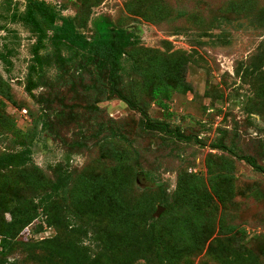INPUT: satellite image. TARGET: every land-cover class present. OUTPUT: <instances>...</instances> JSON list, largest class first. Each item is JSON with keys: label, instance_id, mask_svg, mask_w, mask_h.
I'll list each match as a JSON object with an SVG mask.
<instances>
[{"label": "rangeland", "instance_id": "374dc122", "mask_svg": "<svg viewBox=\"0 0 264 264\" xmlns=\"http://www.w3.org/2000/svg\"><path fill=\"white\" fill-rule=\"evenodd\" d=\"M45 1L88 40L101 24L113 38L116 29L131 35L121 89L147 115L110 91L109 61L66 46L65 71L45 66L29 92V72L40 74L31 67L36 34L13 17L26 0H0V53L9 61L0 59L9 86L0 93V155L28 147L31 157L0 168V217L2 202L10 219L11 208L67 171L73 179L53 196V212L63 222L78 208L80 229L41 227L42 214L27 238L56 237L78 256L104 252L108 263L112 255V264H264V173L240 157L264 168V0ZM50 34L40 53L52 52ZM158 85L184 91L155 97ZM147 117L191 138L148 127ZM152 222L158 242L148 238ZM57 259L26 245L10 256L14 264Z\"/></svg>", "mask_w": 264, "mask_h": 264}, {"label": "trees", "instance_id": "16d2710c", "mask_svg": "<svg viewBox=\"0 0 264 264\" xmlns=\"http://www.w3.org/2000/svg\"><path fill=\"white\" fill-rule=\"evenodd\" d=\"M13 17L22 20L31 31L36 34V41L32 46L33 62L31 67L33 72L39 74V77H33V74L29 72L28 81L26 83V88L29 92H32L34 87L39 84V80L43 79L45 66L56 64L57 67L64 72L66 69V61L69 56H64L61 53L62 46L68 47L70 50H74L75 54L80 50H83V55L87 57V60L100 62V60L109 61V73L108 82L110 84V91L113 92L117 97L124 102H126L131 108L136 109L147 115L137 103L126 94H124L121 89L122 81L119 74L121 66V56L124 53L125 47L130 43L131 35L126 33L123 29H116L114 31L117 42L115 38L111 35V29L108 24H101L96 29V35L91 40H88L86 36L76 29V24L72 17L58 15L54 7L47 3L45 0H26L24 12H14ZM51 30L50 41L53 45L52 52L40 53L39 48L44 46V38L46 37L47 30ZM100 58V59H96ZM0 59L6 63H9L8 58L0 53ZM78 65L85 67V63L78 61ZM78 66V67H79ZM43 73H42V72ZM8 84L0 75V93L9 94ZM184 91L182 85H158L153 91L155 97H159L160 93L164 91ZM170 96V95H169ZM43 124L49 126L47 121H43ZM146 125L151 128L161 129L167 133H172L175 137L179 139H190L191 137H186L179 129H169V125L161 122H153L147 117ZM216 146L225 147L223 142L215 143ZM240 157L245 159L248 163L254 166L257 170L264 173V168L257 164L255 158L249 154H240ZM30 149L28 147L21 148L15 152H6L0 155V168H17L18 166H24L30 160ZM72 176L67 171L59 172L55 179L47 186L42 187V192L37 195H32L28 200H22L20 204L16 207L11 208L8 212L10 213V219H6L4 213L7 212V207L4 202H2L3 213L0 217V264H14L10 260V256L14 253V250L23 245L29 246L30 248H43L45 251L51 252L52 255L56 256L58 259L54 260V264H112V255L108 257L110 262H104L103 257L106 255L104 252L97 256L91 258L87 255L78 256L71 249V244L63 245L60 244L56 237H42L38 239L27 238L29 226L34 223L35 219L44 214L46 219L39 220L37 223L45 221L47 224L60 223L66 228H71L72 230H79L80 227L76 226L74 223V218L80 217L81 210L78 208H72L71 215L72 219L66 217L63 222L61 220L57 221L59 217L55 216V211L53 212V196H55L59 191L67 187L71 181ZM84 181V180H83ZM83 189V185L79 187L78 193ZM73 195L71 192L70 196ZM36 198V200H35ZM56 206V205H55ZM43 212V213H42ZM65 217V216H64ZM37 223L31 228L32 231H38ZM71 225V226H70ZM42 227V226H41ZM148 230V238L158 242L159 237L156 233L155 224L149 223L146 227ZM84 231V230H83ZM85 235L89 233L84 231ZM95 232L90 234L89 238L91 240L95 239ZM100 237V236H98ZM116 241L111 239L102 245V250L107 251V254H111ZM35 250V249H34ZM110 252V253H109ZM47 260L50 259L47 257ZM114 264V262H113Z\"/></svg>", "mask_w": 264, "mask_h": 264}, {"label": "water", "instance_id": "95a60500", "mask_svg": "<svg viewBox=\"0 0 264 264\" xmlns=\"http://www.w3.org/2000/svg\"><path fill=\"white\" fill-rule=\"evenodd\" d=\"M161 212V209L159 208L158 210H157V213L159 214Z\"/></svg>", "mask_w": 264, "mask_h": 264}]
</instances>
